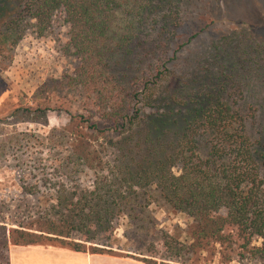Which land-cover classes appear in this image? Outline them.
<instances>
[{
  "label": "trees",
  "instance_id": "16d2710c",
  "mask_svg": "<svg viewBox=\"0 0 264 264\" xmlns=\"http://www.w3.org/2000/svg\"><path fill=\"white\" fill-rule=\"evenodd\" d=\"M212 6L209 0H0L4 42L21 37L25 20L43 35L62 13L68 47L80 58L73 79L81 92L97 94L100 116L119 137L106 139L101 150L75 141L63 155L56 152L51 170L44 157L36 159L20 189L40 195L37 203L0 201V264H9L10 245L58 242L113 254L120 217L135 219L153 200L190 220L186 242L161 234L168 259L159 258L192 264L219 250L224 262L264 264V42L246 31L221 33L180 57L216 20ZM15 112L38 118L46 109ZM81 119L94 133L106 131ZM55 139L30 133L25 142L48 147ZM111 148L107 160L102 152ZM138 221L145 226L148 219ZM151 248L146 257H130L158 264Z\"/></svg>",
  "mask_w": 264,
  "mask_h": 264
},
{
  "label": "rangeland",
  "instance_id": "374dc122",
  "mask_svg": "<svg viewBox=\"0 0 264 264\" xmlns=\"http://www.w3.org/2000/svg\"><path fill=\"white\" fill-rule=\"evenodd\" d=\"M209 2L213 4L210 13H213L216 20L210 22L198 38L179 51L180 57L205 45L208 46L221 33L246 31L257 41L264 42V0H218L217 3L209 0ZM62 18V13H58L52 29L43 35L37 34L25 20L20 38L7 42L0 40V201L6 200L13 205L19 200L22 207L26 203L27 205L37 203L40 195L27 197L22 193L20 185L26 181L27 172L39 156L44 157V163L51 170L52 162L59 163L56 152L63 155L67 152L66 147L72 146L75 141L88 144L90 149L101 150L107 142L106 139H119L108 129L110 122L100 116L99 111L103 103L97 101L95 98L97 94L81 92L73 79L80 58L68 47V26ZM26 106L45 108L46 112L38 118L23 116L22 113L16 112L14 115L17 108ZM81 117H85L91 123H98L99 128L106 131L92 132ZM23 119L26 121L28 119V122ZM30 133H37L43 137L54 135L56 139L54 144L48 147L30 148L31 143L25 142ZM102 153L107 160L114 157L113 148ZM28 181L30 182V179ZM81 182L84 187L91 184L92 173L84 174ZM138 211L140 213H137ZM137 212L135 219L123 215L118 220L114 230V237L117 239L114 243L118 247H115L116 252L111 255L126 257L125 255L129 254V258H132L130 256L143 258L146 257L143 253L154 244L158 254L155 260L158 264H183L181 259L178 262H168L159 258L166 257L160 239L163 232H168L179 241L186 242L189 218L155 200ZM143 217L148 219L145 226L138 221ZM51 244L43 246L61 247L58 242ZM254 244L259 245L260 240L255 239ZM218 252L215 254L208 252L203 259L192 264H241L237 260L224 262Z\"/></svg>",
  "mask_w": 264,
  "mask_h": 264
},
{
  "label": "crops",
  "instance_id": "0c3cea01",
  "mask_svg": "<svg viewBox=\"0 0 264 264\" xmlns=\"http://www.w3.org/2000/svg\"><path fill=\"white\" fill-rule=\"evenodd\" d=\"M9 264H147L143 261L111 254H92L66 247L10 245Z\"/></svg>",
  "mask_w": 264,
  "mask_h": 264
}]
</instances>
